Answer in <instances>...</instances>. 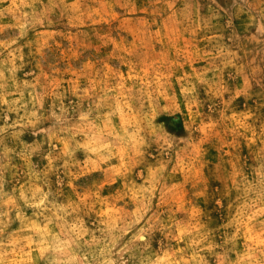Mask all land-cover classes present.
Returning <instances> with one entry per match:
<instances>
[{"label": "rangeland", "instance_id": "374dc122", "mask_svg": "<svg viewBox=\"0 0 264 264\" xmlns=\"http://www.w3.org/2000/svg\"><path fill=\"white\" fill-rule=\"evenodd\" d=\"M0 264H264V0H0Z\"/></svg>", "mask_w": 264, "mask_h": 264}]
</instances>
